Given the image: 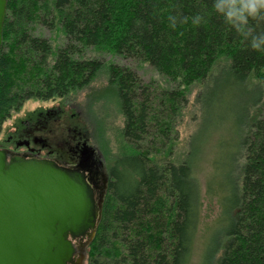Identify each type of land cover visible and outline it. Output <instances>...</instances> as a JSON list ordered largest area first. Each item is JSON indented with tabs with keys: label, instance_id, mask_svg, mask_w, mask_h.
Masks as SVG:
<instances>
[{
	"label": "trees",
	"instance_id": "16d2710c",
	"mask_svg": "<svg viewBox=\"0 0 264 264\" xmlns=\"http://www.w3.org/2000/svg\"><path fill=\"white\" fill-rule=\"evenodd\" d=\"M247 29L264 34V16L250 17ZM251 35L226 23L214 0L7 1L0 129L26 101L66 98L102 74L122 118L121 153L107 165L85 264H189L202 189L193 172L198 147L182 152L176 125L193 85L203 133L225 130L234 111L246 112L236 127L231 201L218 198L228 223L214 264H264V51L251 48ZM107 55L145 62L172 87L152 90Z\"/></svg>",
	"mask_w": 264,
	"mask_h": 264
},
{
	"label": "rangeland",
	"instance_id": "374dc122",
	"mask_svg": "<svg viewBox=\"0 0 264 264\" xmlns=\"http://www.w3.org/2000/svg\"><path fill=\"white\" fill-rule=\"evenodd\" d=\"M42 34L53 40L52 35L47 31H43ZM105 57L108 61L132 69L141 78L143 85L150 86L152 90L160 91L172 87L166 77L145 62L122 60L109 55ZM198 90V85L190 88L188 105L182 111L181 118L176 125V133L178 147L182 148V152L186 150L188 143H191V148L198 147L193 172L201 184L202 209L189 264H214L220 235L228 223L225 216L228 211L226 206L231 201V188L236 176V146L239 142L236 127L245 120L246 112L244 109L239 110L238 114L234 111L236 119L234 118L230 127L225 130L210 134L206 128V133H203L197 119V109L192 105ZM49 111H56L62 118L67 116L68 118L63 120L66 125L74 124L82 130L107 171L108 163L121 153L118 131L122 125V118L116 98L107 88L106 77L103 74L99 75L90 87L76 91L63 99L26 101L1 126L0 145L8 135L15 133L16 128L21 127L22 121L33 119L38 114ZM68 119L70 123H67ZM63 122L56 120L48 126L56 131V128L62 125L64 127ZM56 136L57 133H53L50 140H54L52 137L56 138ZM219 186L225 187L220 193L218 192ZM227 197L226 206H219L218 198L224 200Z\"/></svg>",
	"mask_w": 264,
	"mask_h": 264
},
{
	"label": "water",
	"instance_id": "95a60500",
	"mask_svg": "<svg viewBox=\"0 0 264 264\" xmlns=\"http://www.w3.org/2000/svg\"><path fill=\"white\" fill-rule=\"evenodd\" d=\"M7 1L0 0V49ZM86 148L85 160L98 158ZM86 167L0 150V264H85L73 241L93 239L102 207Z\"/></svg>",
	"mask_w": 264,
	"mask_h": 264
},
{
	"label": "flooded vegetation",
	"instance_id": "af4514ba",
	"mask_svg": "<svg viewBox=\"0 0 264 264\" xmlns=\"http://www.w3.org/2000/svg\"><path fill=\"white\" fill-rule=\"evenodd\" d=\"M65 118L57 112L40 113L33 119L21 122V127L16 128L12 135H8L0 145V150H5L10 155H21L29 159H43L52 161L58 166L65 168L88 167V176L91 178V186L94 189L96 201L104 200L108 176L106 169L99 159L92 154L85 160L87 153L86 147H92L86 135L74 124L66 125ZM61 120L65 125L55 129L48 126ZM71 121V120H70ZM69 122V119L67 120ZM57 133L54 140H50L53 133ZM50 135V136H49ZM86 153V154H85ZM86 167V168H87ZM92 238L82 237L73 241L76 249V259L82 254L85 257L86 248ZM86 259V258H85ZM84 259V263H85Z\"/></svg>",
	"mask_w": 264,
	"mask_h": 264
},
{
	"label": "clouds",
	"instance_id": "9594fccd",
	"mask_svg": "<svg viewBox=\"0 0 264 264\" xmlns=\"http://www.w3.org/2000/svg\"><path fill=\"white\" fill-rule=\"evenodd\" d=\"M214 8L226 23L245 37L251 35L247 29L249 18L264 16V0H214ZM250 46L254 50L264 51V34L251 35Z\"/></svg>",
	"mask_w": 264,
	"mask_h": 264
}]
</instances>
